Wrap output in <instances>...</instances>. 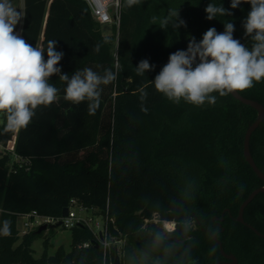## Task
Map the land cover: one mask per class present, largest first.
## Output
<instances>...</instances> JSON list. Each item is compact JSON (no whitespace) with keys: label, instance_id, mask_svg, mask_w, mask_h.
Returning a JSON list of instances; mask_svg holds the SVG:
<instances>
[{"label":"trees","instance_id":"16d2710c","mask_svg":"<svg viewBox=\"0 0 264 264\" xmlns=\"http://www.w3.org/2000/svg\"><path fill=\"white\" fill-rule=\"evenodd\" d=\"M209 3L232 15L208 20ZM230 4L139 0L129 7L123 0L119 28L105 35L84 0H24L20 35L44 48L56 40V50L64 53L57 65L62 73L71 77L91 68L103 75L110 69L116 79L101 85L94 113L88 101L73 104L63 98L66 83L57 75L49 80L60 90L57 100L38 107L26 128L6 130L1 114L0 147L20 161L0 152V228L11 221V235H0V264H115L116 258L119 264H217L224 260L220 246L204 229L217 235L238 264H264V238L249 228L264 235V193L245 209V224L236 221L243 202L264 186L244 157L245 136L257 111L231 94L212 93L214 105L175 103L152 82L170 54L186 50L192 37L201 41L209 28L222 33L232 22L233 37L251 49L253 41L243 28L251 5L231 9ZM175 13L177 23L183 20L186 26H172ZM144 59L155 67L139 75L136 66ZM238 92L264 106V80ZM250 151L264 173V121L251 137ZM73 207L97 211L119 231L120 238L111 239L123 243L111 248L110 263L103 243L87 227L70 230V250L60 246L49 255L52 244L44 240L40 258L33 244L45 232L20 235V217L37 212L61 218ZM164 223L186 224L188 238L164 241ZM84 243L89 247L79 248Z\"/></svg>","mask_w":264,"mask_h":264},{"label":"clouds","instance_id":"9594fccd","mask_svg":"<svg viewBox=\"0 0 264 264\" xmlns=\"http://www.w3.org/2000/svg\"><path fill=\"white\" fill-rule=\"evenodd\" d=\"M130 7L139 0H126ZM241 3H248L251 9L243 21L245 35L253 41L251 49L233 37L234 24H224V31L218 33L209 28L197 42L189 40L186 50L170 54L168 62L152 81L157 92L168 100L201 106L207 102L214 105L216 96H227L235 91H245L255 83L264 80V0H231V9ZM205 12L207 19L217 14L231 16L223 6L209 3ZM172 23L174 28L186 26L183 20ZM22 20V13L11 0H0V114L6 119V130L26 128L36 114L38 107H48L58 97L59 89L49 80L53 76L66 83L63 98L73 104L88 101L89 113H94L100 105L101 85H108L116 79V74L105 69L100 75L91 68L75 71L71 77L61 72L57 65L64 53L56 50L57 41L49 40L47 47L29 44L16 27ZM168 24V19L163 21ZM46 51L47 59L44 53ZM147 59L136 66L137 73L154 69ZM147 97L142 93L141 100ZM141 111L148 109L141 106ZM0 235H11V221L4 220ZM157 239H160L157 236Z\"/></svg>","mask_w":264,"mask_h":264},{"label":"built area","instance_id":"2783aa9c","mask_svg":"<svg viewBox=\"0 0 264 264\" xmlns=\"http://www.w3.org/2000/svg\"><path fill=\"white\" fill-rule=\"evenodd\" d=\"M87 5L89 6L92 16L95 21H97L102 26L104 25H112L114 24L119 28L121 23V15H122V7H123V0H84ZM2 123L1 114H0V125ZM1 148H3L1 146ZM11 152L13 155V159L16 161H20L12 151L6 150L5 148L3 151L0 152ZM77 208L80 210L79 212H89L88 210L81 208V207H73L69 209V214L67 217L55 218L51 216L41 215L37 212H32L28 215L20 217L22 221V229L20 230L22 235L27 234L33 230L39 229L43 225L52 226L61 223V227L63 229L71 230L76 226H83L89 228L95 238L103 243L104 246V253H105V260L107 262L108 259L111 258V238H114L110 231L109 225L106 223L104 230H100V225L98 223L95 224V227L91 226L92 219L88 220L82 218L80 214L76 211ZM174 227H175V223ZM175 229V228H174ZM100 232L103 233V239L100 238ZM89 243H84L80 245L79 248H87L89 247ZM111 262V261H110Z\"/></svg>","mask_w":264,"mask_h":264},{"label":"water","instance_id":"95a60500","mask_svg":"<svg viewBox=\"0 0 264 264\" xmlns=\"http://www.w3.org/2000/svg\"><path fill=\"white\" fill-rule=\"evenodd\" d=\"M231 96L236 99L237 101L241 102L242 104L246 106H250L253 109H255L258 113L257 119L254 121L253 124H251L247 130L246 136H245V141H244V157L247 161V163L251 166L255 174L264 182V173L258 168L256 165L254 158L251 154L250 151V140L253 135V133L259 128L261 123L264 121V106L252 99H248L243 97L238 91L230 93ZM261 193H264V186L260 187L256 190H254L249 197L243 202V204L240 207L238 217L236 218L237 222H240L242 224H245L244 220V212L245 209L249 206V204ZM69 214V208H65L63 210V217H67ZM217 219V218H216ZM215 219V220H216ZM249 226V225H248ZM61 227V223H58L57 225H52V226H47L43 225L39 228L38 233L46 232L49 230H55L57 228ZM175 229L173 231H169L166 228L164 229V233L162 235V239L164 241L170 242V243H180L184 242L188 238V227L186 224H175ZM249 228L259 237L264 238V235L261 234L259 231H257L255 228L252 226H249ZM109 229L111 232V235L119 239L120 238V233L119 231L114 227L113 224L109 225ZM204 232L208 233L211 235L213 240L217 242V244L220 246V252L221 255L223 256L224 260L219 261L217 264H238L237 258L232 255V254H227L221 242L217 239V235L213 234L210 230L204 229ZM100 238L103 239V233L100 232ZM115 264H119L118 259L116 258Z\"/></svg>","mask_w":264,"mask_h":264},{"label":"rangeland","instance_id":"374dc122","mask_svg":"<svg viewBox=\"0 0 264 264\" xmlns=\"http://www.w3.org/2000/svg\"><path fill=\"white\" fill-rule=\"evenodd\" d=\"M13 6L22 13V20L20 21V23L17 25L16 27V31L17 33L20 34L21 28H22V24H23V17H24V1L23 0H19L17 2H15L13 4ZM115 25H104L103 26V32L105 35H110L112 33V28ZM118 28V27H117ZM117 43H115V47H114V57L115 59H117ZM116 68H119V62L116 61ZM5 147L1 148L0 147V151H3ZM7 150V148H5ZM80 216L82 218L85 219H92L91 222V226L95 227V224L98 223L100 225V230H104L105 224L107 223V219L105 216L100 215L97 211H89V212H79L80 210L77 208L76 210ZM22 221L19 218L18 220V229L19 231L22 229ZM163 228L165 229V223L163 224ZM20 235L22 236V233L20 231ZM49 239L52 246L49 247L48 249V254L49 255H53L56 250L60 247L63 246L66 250H70L71 247V241H72V233L70 230L67 229H63V228H57L55 229L54 233H50L49 231L45 232V235L43 236V238H40L38 240H36L33 244V249L35 251L34 256L36 258H40L41 255L44 252V240ZM111 243H112V248L116 247V246H121V244L123 242H115L114 240L111 239ZM112 259H108L109 263Z\"/></svg>","mask_w":264,"mask_h":264},{"label":"bare ground","instance_id":"6f19581e","mask_svg":"<svg viewBox=\"0 0 264 264\" xmlns=\"http://www.w3.org/2000/svg\"><path fill=\"white\" fill-rule=\"evenodd\" d=\"M165 228L169 231L174 230V224L173 223H165Z\"/></svg>","mask_w":264,"mask_h":264},{"label":"crops","instance_id":"0c3cea01","mask_svg":"<svg viewBox=\"0 0 264 264\" xmlns=\"http://www.w3.org/2000/svg\"><path fill=\"white\" fill-rule=\"evenodd\" d=\"M24 1V0H23ZM23 19H24V17H23ZM23 25V24H22Z\"/></svg>","mask_w":264,"mask_h":264}]
</instances>
